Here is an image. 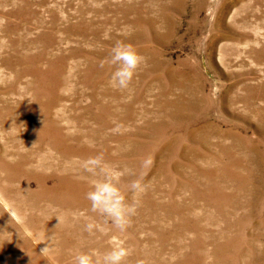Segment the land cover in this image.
<instances>
[{
  "label": "rangeland",
  "instance_id": "obj_1",
  "mask_svg": "<svg viewBox=\"0 0 264 264\" xmlns=\"http://www.w3.org/2000/svg\"><path fill=\"white\" fill-rule=\"evenodd\" d=\"M117 40L146 57L123 91ZM100 153L146 185L124 232L85 198ZM121 241L127 264H264V0H0V264Z\"/></svg>",
  "mask_w": 264,
  "mask_h": 264
},
{
  "label": "clouds",
  "instance_id": "obj_2",
  "mask_svg": "<svg viewBox=\"0 0 264 264\" xmlns=\"http://www.w3.org/2000/svg\"><path fill=\"white\" fill-rule=\"evenodd\" d=\"M145 63L146 57L134 45L117 40L99 66L111 67L109 86L123 91L129 88L133 78ZM150 164L151 160L146 159L142 166ZM82 167L92 177L90 190L85 194V198L90 202L91 211L102 217L106 224L110 222L112 228L124 232L137 214L141 197L146 192L142 177L125 184L124 177L134 175L133 171L127 167L108 165L102 153L83 161ZM88 227L91 230L92 225ZM47 251V248L42 249V252ZM131 251L130 246L121 241L119 246L103 252L77 251L72 258V264H127ZM137 264L145 262L137 261Z\"/></svg>",
  "mask_w": 264,
  "mask_h": 264
}]
</instances>
